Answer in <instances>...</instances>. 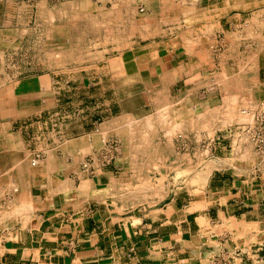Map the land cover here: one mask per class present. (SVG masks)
Returning <instances> with one entry per match:
<instances>
[{"label": "crops", "instance_id": "1", "mask_svg": "<svg viewBox=\"0 0 264 264\" xmlns=\"http://www.w3.org/2000/svg\"><path fill=\"white\" fill-rule=\"evenodd\" d=\"M208 1L133 0L145 5L141 27L149 34L130 48L90 51L88 65L67 71L6 76L0 85V264H264V157L257 161L252 152L246 163L223 159L210 167L206 158L197 164L200 151L191 145L197 141L200 148L207 139L210 130L200 126L210 124L209 111L235 107L244 93L225 84L220 51L237 38L246 9L238 0ZM126 3L0 0V57L1 47L25 41L33 14L35 27L44 30L68 29L57 22L80 15L95 25L102 15L100 27L111 30V14L125 13ZM122 20L117 29L127 30ZM229 29L236 31L222 38ZM114 38L91 44H125L127 32ZM162 105L203 111L195 140L183 132L174 139L180 152L168 161L172 180L160 203L144 183L130 193L139 176L156 172L159 142L144 151L136 135L118 130L127 119L154 120ZM65 113L70 118L60 126L67 130H59L53 120ZM184 148L187 160H180ZM32 155H40L35 166ZM87 159L89 170L82 167ZM128 174L135 176L128 181ZM177 174L189 176L179 181Z\"/></svg>", "mask_w": 264, "mask_h": 264}, {"label": "rangeland", "instance_id": "2", "mask_svg": "<svg viewBox=\"0 0 264 264\" xmlns=\"http://www.w3.org/2000/svg\"><path fill=\"white\" fill-rule=\"evenodd\" d=\"M195 1H198V3L200 2V0H192V2ZM215 1L216 0H209L208 4L215 3ZM238 1L239 6L237 7L246 9L241 15L243 20L242 25L239 27L240 33H236L237 38L235 39L233 38L234 36L231 37L232 39L229 47H223L227 50L220 51L222 54L220 59H222L224 67L223 78L225 84H230L234 89H244L243 98L241 97L239 101L237 97V101H234L235 103L238 102L235 107L209 111L205 118L210 124L206 122L205 125L200 126V129L210 130L207 139L202 142L200 148L197 141H193L194 144H191L195 147L193 151H200L195 158L197 164L200 162L204 163L206 159H209L210 162L208 166L210 167L219 165L223 159H226L229 163H246L252 152L257 161L264 157V142L257 145L253 140L254 136L264 135V126L261 127L258 124V120L256 122V116L259 117L264 114V0ZM132 2L133 0H127L124 7L125 13L118 14L113 12L111 14V30L100 27L101 22L104 20L102 15H100V21L97 20L96 25L85 15H80L73 18L69 23L65 21L57 22V24L70 25L68 29L44 30L35 27L36 17L33 14L30 23V26L33 28L26 32L24 37L25 41L22 42L21 40V43L17 42L15 48L8 45L1 47L2 51L4 49V53L2 52L0 57V85L2 82L7 81L6 76L14 77L26 73L49 72L53 70L67 71L77 68L78 66H86L89 64L88 58L94 50L105 48L106 51L109 50L107 55H111L130 48L133 41H139L141 39L142 34L146 36L149 34L148 30L141 27L143 23L142 17L147 16L143 14L146 12V9L144 10L145 5L136 2L132 5ZM108 6L115 7L112 3H109ZM228 8L229 7L226 6L224 10ZM192 11L194 12L193 9ZM120 16L123 18L122 22L124 21L127 23V30L117 29L121 22ZM192 17L197 18V16L194 15H192ZM247 21L252 23L251 28H247ZM235 31L236 30L231 29L226 30L222 33V38L227 39V35H231L232 32ZM126 32L127 43L125 44L111 45L109 47L91 44L93 40L101 42L104 40L103 38L106 37L107 39L110 36L113 37L112 42L114 43L116 41L114 36L123 35L124 33L126 34ZM207 33H209V31H207ZM48 34L52 35L50 39L53 42H48ZM59 39H63V45L55 44V40ZM64 43L66 44L64 45ZM214 49L215 48L211 49L213 54L215 53ZM59 51H61L62 54H59L57 57L55 53ZM57 58H62V60H57ZM117 61L118 60L113 61V66L119 69L120 65ZM62 67H64V69H62ZM177 88L179 87H175V89ZM210 91L212 90L210 89ZM202 111L201 109H197L195 115L193 113L190 114L189 111L183 108H169L168 105H162L158 111H154V120L150 116L149 120L146 121L145 119H127L120 123L119 133L124 132L126 137L136 135V138L141 140L140 144H138L143 146L144 151H146V149H151L153 145H156V141H158L161 154L158 165L155 166L156 172L141 175L143 179L139 176V180L136 181V183L140 186L130 190V193L133 192V194H135V192H139L140 190H138V188L144 183L145 189L147 188L144 191L148 190V192L157 193L156 200H159L160 203L165 201L167 193L166 186L168 181L172 180V175L168 173V161H176L175 155L180 152L174 143V139H176L175 137H177L179 133L183 132L187 135L189 134V138L195 140L197 137L195 131L199 129V127L195 128V124L198 121L197 115ZM68 115L67 113L61 114L59 118L53 120L54 124H58L59 130H67L66 126L62 127L60 123H67L66 121L70 118ZM98 118L101 117L98 115L97 119ZM212 121H219V124L213 127L211 126ZM239 124L251 126L255 124V128L250 133L237 132L235 135L231 134L221 142L216 139L218 136L228 133L230 129H235ZM212 127L214 129H211ZM202 139L204 140L205 138L203 137ZM222 149H224V155H221L223 152ZM189 150L190 149L186 150L185 148L182 150L180 160H187L182 153H186ZM167 155H170V159H165ZM199 159L200 161H198ZM34 160L35 158L32 155L30 157V165L35 166L33 165ZM127 176L129 177V181L130 177H134L135 175L128 174ZM188 176L189 174H177L176 180L183 181ZM205 177L207 178V173H204V178ZM199 179L201 183L204 181L201 177H199Z\"/></svg>", "mask_w": 264, "mask_h": 264}, {"label": "built area", "instance_id": "3", "mask_svg": "<svg viewBox=\"0 0 264 264\" xmlns=\"http://www.w3.org/2000/svg\"><path fill=\"white\" fill-rule=\"evenodd\" d=\"M257 120H258V124L261 126V127H263L264 126V114H262V115H260L259 117H257L256 116V122H257ZM256 124V123H255ZM255 124H254V126H251V125H243V124H239L238 125V127H236L235 129H230L229 131H228V133H226V134H224V135H220V136H218L216 139L219 141V142H221L222 140H224V139H226L227 137H229V135H235L237 132L238 133H250V132H252V130L255 128ZM241 125V126H240ZM256 143H257V145H259V143H262V142H264V135L263 136H254V139H253ZM35 158V162H33V165H35L36 163H39V160H40V155H37V156H35L34 157ZM91 164H92V161L91 160H89V159H87L86 161H84L83 162V164H82V167H83V169H87V170H89L90 169V167H91ZM240 252L239 251H237V252H233V256L234 257H239L240 256ZM217 264H227V262H220V263H217Z\"/></svg>", "mask_w": 264, "mask_h": 264}, {"label": "bare ground", "instance_id": "4", "mask_svg": "<svg viewBox=\"0 0 264 264\" xmlns=\"http://www.w3.org/2000/svg\"><path fill=\"white\" fill-rule=\"evenodd\" d=\"M229 114V113H228ZM199 118V117H198ZM149 124V123H148ZM151 125V124H150ZM149 126V125H148ZM8 135V134H7ZM91 144V143H90ZM137 145V144H136ZM141 146V145H140ZM35 162V161H33ZM38 163H36L35 165H37ZM12 165V164H11ZM15 165V164H14ZM7 171V170H6ZM85 186V185H84ZM89 187V186H88Z\"/></svg>", "mask_w": 264, "mask_h": 264}]
</instances>
